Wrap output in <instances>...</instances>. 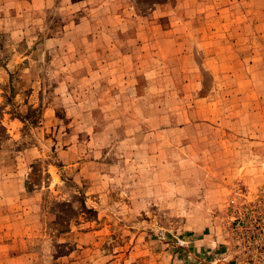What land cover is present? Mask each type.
Returning a JSON list of instances; mask_svg holds the SVG:
<instances>
[{"label": "rangeland", "instance_id": "rangeland-1", "mask_svg": "<svg viewBox=\"0 0 264 264\" xmlns=\"http://www.w3.org/2000/svg\"><path fill=\"white\" fill-rule=\"evenodd\" d=\"M0 264H264V0H0Z\"/></svg>", "mask_w": 264, "mask_h": 264}, {"label": "trees", "instance_id": "trees-1", "mask_svg": "<svg viewBox=\"0 0 264 264\" xmlns=\"http://www.w3.org/2000/svg\"><path fill=\"white\" fill-rule=\"evenodd\" d=\"M5 133H6V130H5V128L2 126V123H1V121H0V141H1L2 138L4 137Z\"/></svg>", "mask_w": 264, "mask_h": 264}]
</instances>
